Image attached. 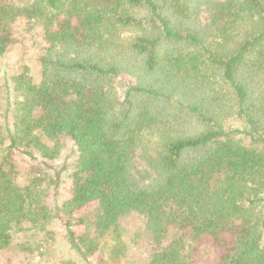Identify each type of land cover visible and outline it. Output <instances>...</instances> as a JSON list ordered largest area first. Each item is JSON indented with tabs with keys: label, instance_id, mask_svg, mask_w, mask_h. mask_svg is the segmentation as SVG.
<instances>
[{
	"label": "trees",
	"instance_id": "16d2710c",
	"mask_svg": "<svg viewBox=\"0 0 264 264\" xmlns=\"http://www.w3.org/2000/svg\"><path fill=\"white\" fill-rule=\"evenodd\" d=\"M21 19L42 52L6 73L0 264L54 220L85 261L264 264V0H0V56Z\"/></svg>",
	"mask_w": 264,
	"mask_h": 264
},
{
	"label": "rangeland",
	"instance_id": "374dc122",
	"mask_svg": "<svg viewBox=\"0 0 264 264\" xmlns=\"http://www.w3.org/2000/svg\"><path fill=\"white\" fill-rule=\"evenodd\" d=\"M13 31V46L4 56H0V123H3L1 108L5 106L6 99V73L9 74L13 68L21 70L23 66H28L30 73L36 74L42 52L38 29L30 28L26 21L21 19L15 24ZM63 142L61 154L54 161L55 168L62 170V183L52 191V200H65L70 195V172L76 159V150L70 139L64 137ZM15 160L22 183L40 166L39 161H32L19 153L16 154ZM13 239L12 247L4 251L1 257L8 264H26L28 261L34 264H63L69 260L81 264H103L98 257L85 261L69 244L66 227L59 220L51 221L44 230L20 231ZM101 241H104V238Z\"/></svg>",
	"mask_w": 264,
	"mask_h": 264
}]
</instances>
